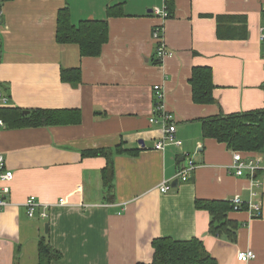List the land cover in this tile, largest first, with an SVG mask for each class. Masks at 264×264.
Segmentation results:
<instances>
[{
	"label": "crops",
	"instance_id": "obj_1",
	"mask_svg": "<svg viewBox=\"0 0 264 264\" xmlns=\"http://www.w3.org/2000/svg\"><path fill=\"white\" fill-rule=\"evenodd\" d=\"M0 3V86L7 98L1 107L78 112V120L58 125L0 126V154L4 169L12 172L9 204L0 214V264H38L43 237L61 254L51 264L149 263L153 240L164 237L198 238L218 264H264V170L257 172L260 186L254 188L247 174L237 176L230 168L233 151L201 131L205 117L264 108L263 0H174L165 19L153 13L163 0ZM63 8L73 25L107 23L99 55L81 56L78 45L56 41ZM154 26L163 28L173 50L158 63ZM195 66L211 68L215 103L192 101L189 78ZM62 68H78L80 78L63 80ZM154 84L164 90L180 141L163 151L153 148L161 125L149 122ZM118 146L123 151L115 153ZM95 149L113 152L109 195L102 179L107 159L83 155ZM189 158L196 167L186 181L174 184ZM166 180L173 185L160 192ZM253 189L260 215L230 211L228 219L237 224L233 231L212 233L210 214L195 205L234 195L248 201ZM32 195L41 205L29 217L24 202ZM60 198L65 203L55 205ZM43 208L47 216L40 218ZM246 250L255 258L239 261L237 253Z\"/></svg>",
	"mask_w": 264,
	"mask_h": 264
},
{
	"label": "trees",
	"instance_id": "obj_2",
	"mask_svg": "<svg viewBox=\"0 0 264 264\" xmlns=\"http://www.w3.org/2000/svg\"><path fill=\"white\" fill-rule=\"evenodd\" d=\"M163 1L167 11L169 13L172 12L174 0ZM109 12H112V9H109ZM241 23L246 25L244 18ZM234 27L232 26V28ZM232 34L234 33H231V37L233 36ZM106 40L107 23L105 21L81 20L78 24L73 25L69 20V12L66 8L59 10L56 28L57 42L74 43L78 45L81 56L96 57L101 52L102 45ZM153 61L158 63L155 54H153ZM61 78L63 80L76 81L80 78V70L78 68H62ZM189 84L191 98L194 103H215L212 93L214 84L210 67H193ZM74 114L76 115L75 117ZM0 119L4 122L5 127L8 128L41 127L76 121L78 120V112L66 109L24 110L19 107L5 106L0 107ZM201 131L203 138H212L218 142L225 143L232 151H239L244 155H247V153H262L264 152V108L233 113L219 112L218 114L205 117L202 119ZM122 151L123 149L118 146L115 153ZM112 153L111 150L106 149L83 152V155L86 156L101 155L107 159V165L102 170V179L108 195L112 192L113 187ZM127 153L134 154L137 153V150H130ZM195 205L197 209L207 210L210 214L209 229L212 233H219L224 229H232L233 231L237 227L235 222L228 219V213L233 211L228 200H196ZM232 231H230L231 236L234 235ZM152 246L154 249L152 261L149 263L139 262L137 264H218L205 250L203 243L198 238H192L187 241H178L168 237L157 238L153 240ZM60 256V252L53 248L46 238L43 237L39 241L38 264H51L53 260L59 259Z\"/></svg>",
	"mask_w": 264,
	"mask_h": 264
},
{
	"label": "built area",
	"instance_id": "obj_3",
	"mask_svg": "<svg viewBox=\"0 0 264 264\" xmlns=\"http://www.w3.org/2000/svg\"><path fill=\"white\" fill-rule=\"evenodd\" d=\"M261 11L263 12L264 19V0L262 3ZM153 13L160 18H167L169 13L167 11L166 5L163 4L160 8H154ZM3 25V12L0 3V28ZM152 39L155 42V56L158 62H161L165 57H171L173 55V50L167 48L166 43L163 39V28L161 26H154L152 29ZM259 39L264 45V24L259 28ZM1 45V43H0ZM1 55V46H0ZM0 86V107L2 104H6L7 98L3 97L1 94ZM153 97H154V108L151 116L149 117V122L152 124H160L162 129V134L158 138L153 148L156 150L163 151L166 146L174 145L176 147L180 146V141L175 135V125L173 120V115L165 108L164 101V90L160 84L153 85ZM4 125V122L0 119V126ZM233 164L230 168L234 169V173L237 176H242L247 174L252 180V186L257 188L260 186L259 179L256 178V174L260 170H264V153L257 154H247L244 155L239 151L232 152ZM196 167L194 161L189 158L187 164L181 165L176 172V179H181L182 181L187 180L189 173ZM12 179V172L6 171L4 169V158L0 154V214L9 204L7 196L10 192L9 181ZM171 184L170 180L161 182L158 186L160 192H167L170 190ZM258 197L257 192L253 189L251 190V198L248 201H244L239 195H234L228 199L232 206L233 211L248 210L252 212L253 217L260 215L261 204L256 200ZM65 203L63 198H60L55 205H63ZM41 205L35 196H29L24 202L26 208V214L29 217L35 215L36 208ZM40 218H45L47 216L45 208L41 210L38 214ZM256 254L252 250L239 251L237 253V259L241 262H248L254 259Z\"/></svg>",
	"mask_w": 264,
	"mask_h": 264
},
{
	"label": "water",
	"instance_id": "obj_4",
	"mask_svg": "<svg viewBox=\"0 0 264 264\" xmlns=\"http://www.w3.org/2000/svg\"><path fill=\"white\" fill-rule=\"evenodd\" d=\"M26 112H27V111H26ZM175 182L177 183V179L174 181V184H175ZM171 185H173V184H171ZM47 227H48V225L45 224V232H47Z\"/></svg>",
	"mask_w": 264,
	"mask_h": 264
}]
</instances>
